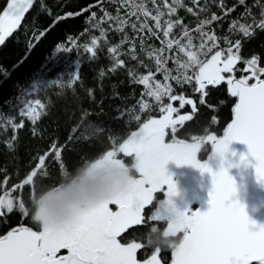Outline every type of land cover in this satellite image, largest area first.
Listing matches in <instances>:
<instances>
[{
  "label": "snow or ice",
  "instance_id": "1",
  "mask_svg": "<svg viewBox=\"0 0 264 264\" xmlns=\"http://www.w3.org/2000/svg\"><path fill=\"white\" fill-rule=\"evenodd\" d=\"M118 2L122 8L130 9L126 12L125 18L119 17L120 9L117 10L116 17L105 11L104 16L98 20L96 13H92L91 28H98L101 23L114 20L120 32H124V25L130 24L137 34L146 32L149 39L155 37L161 42L159 48L148 46L147 55L155 60L156 72L163 74V82L156 80L155 73L151 71L147 75L132 74L136 81L146 88L142 96H148L155 101L151 106L142 101L141 111L146 109L150 111L153 106L158 107L160 118L148 119L138 132H132L119 144L120 153L133 157L139 176L133 188L127 193L101 202L81 214L65 229L55 230L41 225L42 230L33 231L20 226L0 236V264H162L158 258L162 251L160 246L155 247L150 258L141 262L137 259V251L146 245L136 241L121 243L118 239L130 226L142 224L145 220L143 210L154 201L155 210L147 219L164 222L166 224L162 231L164 236L169 234L175 236L180 233L179 243L170 247L171 264H264V224L257 225L250 220L244 206L234 199L237 189L228 168L221 166L218 171H213L207 160L201 161L197 157L210 142L212 151L208 160L218 156L224 161L229 144L238 141L245 144L248 150L246 155L240 156L241 163H249L250 158L257 182L264 185V78H261L264 76V67L258 66L259 58L256 55L250 59L242 57L240 39L233 42L225 36L223 40L227 47H220L221 37L214 31H205L206 26L222 19L215 13L211 14L210 18L200 20L195 29H190L176 16L177 5L184 7L181 0L172 2L150 0L152 8L147 6L146 0ZM33 3L34 0H7V6L0 11V45L5 44L6 39L20 28L25 14L32 8ZM239 3L243 5L245 0H239ZM193 4L199 6V0H193ZM220 6L223 7V0H220ZM186 10L196 15L192 7ZM234 10L235 6L232 9H225V15ZM200 11L207 12L208 7H200ZM248 14L251 16L250 11ZM130 17H135L136 22H132ZM149 20L152 21L151 24ZM174 29H179V34ZM257 29L264 31V10L261 11L259 20L252 17V23L234 20L230 24L231 32L236 33L238 30L246 39L251 38ZM100 30L103 36L105 30ZM193 33H198L199 44L195 43L196 36ZM43 35L41 32L39 36L33 38L39 40ZM128 41L129 38L125 35L122 43ZM71 43L76 42L73 40ZM91 44L95 46L97 38H93ZM145 44L146 41L141 37L142 51ZM58 51L67 53L70 49L58 46ZM87 51L93 53V56L96 55L93 47H87ZM129 51L133 60L138 59L134 42ZM108 52L117 53L118 49L109 47ZM181 54L186 59L182 58ZM169 60L173 62L175 68H168ZM238 62L245 64L244 71L250 75L234 78ZM123 64L124 61L117 56L111 70L115 71ZM225 73L233 75L226 77ZM251 80L255 82L250 83ZM170 81H175L180 87L186 84L194 85L193 90L201 94V104L206 103L207 86L227 83L230 95L237 97L238 102L233 108L234 118L227 125L223 137L212 134L194 136L192 143L175 139L177 126L191 121L193 115L178 114L179 110L172 102L179 101L181 109L185 105L192 106L193 113L197 111V107L193 99L186 98L184 94H174ZM71 86L70 82L69 87ZM165 98L168 103L164 102ZM22 105L20 114L27 116L33 124L41 117L38 109L45 108L39 99L34 101L24 99ZM12 123L17 128L23 126L22 123L20 125H15L14 121ZM169 128L173 133L172 142L165 141L166 129ZM107 155L117 156V152L109 151ZM49 156L60 164L63 172L68 171L62 163L61 147L53 142L47 152L38 156L35 168L22 183L13 185L11 192L15 193L28 185L35 186V178L38 175L47 176L46 160ZM119 161L124 162L122 159ZM169 161L175 162L178 166L190 165L201 174L207 173L211 177L206 211L191 210L187 206L184 210L177 208L173 199L178 195L177 186L165 173V165ZM235 166L228 164V167ZM160 192H163V199L156 197ZM6 196L7 192L0 195V215H4L3 209L11 213L17 205L25 215L28 214L22 198L8 196L6 199ZM110 205H115L117 210L113 211ZM170 214L182 219L178 229H173L165 219ZM151 231L156 232L158 229L152 227ZM151 244L152 240L149 239L147 245ZM61 249H66L68 254L58 256Z\"/></svg>",
  "mask_w": 264,
  "mask_h": 264
},
{
  "label": "trees",
  "instance_id": "2",
  "mask_svg": "<svg viewBox=\"0 0 264 264\" xmlns=\"http://www.w3.org/2000/svg\"><path fill=\"white\" fill-rule=\"evenodd\" d=\"M146 2L149 8L153 7L150 0ZM181 3L184 7L177 5L176 16L190 29H195L200 20L215 13L222 19L206 26L205 31H214L221 37V48L227 47L223 40L225 36L233 42L240 39L241 56L250 59L256 55L258 66L264 67V31L257 29L247 39L238 30L236 33L230 31L234 20L252 23L253 16L259 20L264 0H245L243 5L239 0H223V7L220 0H199V6L193 4V0H181ZM6 6L7 0H0V11ZM203 6L208 7L207 12L200 11ZM233 6L235 10L225 15V9ZM188 7H192L196 15L187 12ZM118 9L120 18H125L126 12L130 11L122 8L118 0H34L20 28L0 45V195L7 192L8 196L22 198L26 209H32L38 195L64 184L78 168L86 167L148 119L161 115L155 106L150 111H141L142 101L150 106L155 101L142 96L146 88L132 75H147L151 71L156 80L163 82V74L156 72L155 60L147 55L148 46L161 47L160 40L149 39L146 32L137 34L130 24L124 25V32H120L114 20L103 22L95 29L90 26L92 13H96L98 20L105 11L116 17ZM130 20L136 22L135 17ZM100 29L105 30L103 36ZM174 31L179 34V29ZM41 32L44 35L39 40L33 38ZM125 35L129 41L122 43ZM193 35L196 36L195 43L199 44L198 33ZM141 37L146 41L143 51ZM93 38H97L95 46L91 44ZM73 40L75 44L71 43ZM133 42L136 60L131 58L129 51ZM58 46H66L70 51H58ZM86 46L93 47L96 55L89 53ZM109 47H116L118 52L109 53ZM117 56L124 64L112 71ZM181 56L186 59L183 54ZM167 66L175 68L171 60ZM244 69L245 64L238 62L236 76L244 75ZM170 83L174 94H184L196 104L197 111L189 121L193 131L190 139L205 134L217 137L224 134L237 98L230 95L226 82L207 86L205 104L200 103L201 94L193 90L194 85L180 87L175 81ZM24 99H39L45 105L44 109H38L41 117L35 124L20 114ZM164 102L168 103L167 98ZM12 121L23 126L14 127ZM53 142L61 147L62 163L68 171L63 172L60 164L49 156L46 160L48 175H38L35 186L28 185L12 193L13 185L22 183L35 168L38 156L47 152ZM3 212L4 215H0V236L11 226L23 223V211L18 205L11 213L6 209Z\"/></svg>",
  "mask_w": 264,
  "mask_h": 264
},
{
  "label": "clouds",
  "instance_id": "3",
  "mask_svg": "<svg viewBox=\"0 0 264 264\" xmlns=\"http://www.w3.org/2000/svg\"><path fill=\"white\" fill-rule=\"evenodd\" d=\"M137 173L134 160L128 164L114 158L99 159L86 167L81 166L73 177L64 182L59 194L38 198L33 202V219L50 229H65L81 214L101 202L127 193L133 188ZM168 220L178 225L182 222L174 214H170ZM179 237V232L175 236H164L162 231H151L152 243L160 247L177 245Z\"/></svg>",
  "mask_w": 264,
  "mask_h": 264
},
{
  "label": "flooded vegetation",
  "instance_id": "4",
  "mask_svg": "<svg viewBox=\"0 0 264 264\" xmlns=\"http://www.w3.org/2000/svg\"><path fill=\"white\" fill-rule=\"evenodd\" d=\"M177 109L179 110L178 114H180V115H184L186 113L193 115V111H192L191 106L189 108L184 107L182 109L179 106ZM175 115L176 114H174V116ZM189 124H190L189 121H186V122H184L183 125L177 126L178 131H177V133H175V139L184 140L186 143H192L193 142V139H190L192 134H193V131L190 130L191 127ZM141 125L137 129L133 130L132 132H138ZM131 133L128 134L117 145L113 146L115 148H113V147L109 148L108 150H106L104 153H102L99 157L92 160L91 162L98 161L99 159L114 158V159H117L118 161L120 159H122L125 163L131 164L133 162V157L125 156L123 153L119 152V144L123 143V141L125 139H127L131 135ZM172 139H173V133L171 132V129L170 128L166 129L165 141L166 142H172ZM109 151L117 152V156L116 155L108 156L107 153ZM210 153H211V143L209 142L204 146V148L201 150V152H199L197 154V157L201 161H206V160H208ZM191 169H193V167L190 165H179L178 166L173 161H169L165 165L166 175L170 176L172 178L173 182L177 186L178 195L176 197H174L173 199H174L175 205L180 210H184V208L186 206L191 210H196L197 208H199L202 205V203L199 199H197V198L192 199L189 196H185L184 194L182 195V192H185V190L189 189L191 187V184L194 182V180L198 176L199 170L195 169L196 171L194 173V176L192 177ZM138 176H139V174L137 173V177ZM63 188H64V184L52 187V188L46 190L45 192H43L42 194L38 195V197L36 199H34V202L38 198L59 194ZM156 197H157V199H163L164 198L163 192L157 193ZM110 208L113 211L117 210L115 205H110ZM154 210H155V201L152 205L146 206L145 209L143 210L142 214L145 216V220L142 222V224L130 226L128 229H126V231L124 233L121 234L120 237H118V239L120 240L121 243H128V242L136 241V242H141L142 244L146 245L145 247H143L142 249L137 251V259H138V261H141V262L147 258H150L151 254L153 253V251L155 250V247H156V245L153 243L151 245H147V241L149 239H151V231L150 230L152 229V227H156L158 229V231H163V229L166 227V224L164 222H155V221H150L147 219V217L150 216L152 214V212H154ZM27 213L28 214L25 215L23 212V215H22L23 223L20 225L11 226L10 230L18 228L20 226L28 227V228L32 229L33 231L42 230V226L38 222L34 221V219H33L32 209H30L28 207ZM165 219L167 220L168 223H170L172 225L173 229L179 228L178 224H173L171 221L168 220V216ZM6 234H7V232L4 235H6ZM161 249H162V251L158 254V258L162 261V264H170L172 261V249L169 247H165V246H161ZM67 254L68 253H67L66 249H61L57 255L58 256H65Z\"/></svg>",
  "mask_w": 264,
  "mask_h": 264
},
{
  "label": "water",
  "instance_id": "5",
  "mask_svg": "<svg viewBox=\"0 0 264 264\" xmlns=\"http://www.w3.org/2000/svg\"><path fill=\"white\" fill-rule=\"evenodd\" d=\"M237 102L238 98H236V103ZM233 118L234 116L232 115L231 121ZM231 121L229 123H231ZM221 137H223V135ZM247 151V146L245 144L232 141L228 146V152L225 154L224 161H221L218 156L207 161L213 171H218L221 166L228 168L229 175L233 177L237 189L234 199L244 206L245 212L250 220L254 221L257 225H262L264 224V185L257 182L250 158L249 163H241L240 156L246 155ZM229 163L236 166L228 167ZM210 188L211 177L207 173L201 174L199 171L191 187L185 190V192H182V195L184 194L192 199H199L202 205L197 209L206 211Z\"/></svg>",
  "mask_w": 264,
  "mask_h": 264
},
{
  "label": "rangeland",
  "instance_id": "6",
  "mask_svg": "<svg viewBox=\"0 0 264 264\" xmlns=\"http://www.w3.org/2000/svg\"><path fill=\"white\" fill-rule=\"evenodd\" d=\"M226 77L227 76H230V75H233V74H231V73H225L224 74ZM244 75H250V73L249 72H246ZM244 75H239V76H236V72H234V78L235 79H239V78H241V76H244ZM262 78V77H261ZM250 83H253V82H255L254 80H251V81H249ZM173 103V106L174 107H176V108H178L180 105H179V101H176V102H172ZM189 107H190V105H189ZM192 107V106H191ZM160 118V116H158V117H154V118H152V119H159ZM145 123V122H144ZM139 130H140V128H139ZM195 168H193V169H191V174H192V177L194 176V173H195ZM8 197H6V199H7Z\"/></svg>",
  "mask_w": 264,
  "mask_h": 264
}]
</instances>
